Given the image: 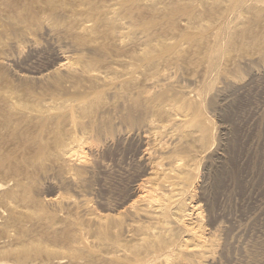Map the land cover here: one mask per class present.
I'll return each mask as SVG.
<instances>
[{
    "label": "rangeland",
    "instance_id": "1",
    "mask_svg": "<svg viewBox=\"0 0 264 264\" xmlns=\"http://www.w3.org/2000/svg\"><path fill=\"white\" fill-rule=\"evenodd\" d=\"M146 1L147 6L153 4L142 9L147 37L145 51L155 54L152 49L158 48L157 43L174 36L165 43L180 42V46H175H183L178 52L180 56L184 54V60L183 56L179 58L185 62L180 60L178 65L159 62L163 67L154 62L159 70L156 67L152 72L163 71L169 65L166 70L173 74L176 66L171 82L175 88L183 89L178 96L189 93L187 96L195 99L205 92L203 99L200 97L201 104L196 105L200 109L194 108L197 115L190 113L189 117L195 120L193 124L199 123L203 129L205 126L202 137L207 145L193 144V137L184 139L183 144L194 147L190 156L197 150L191 157L194 179L191 177L188 209L193 202L204 218L200 217V223L194 221L195 224L193 217L188 228L207 232L210 247H214L204 260L193 258L191 263L184 264H264V23L255 24L251 15L226 18L208 2L204 4L208 12L197 19L192 31L187 30L193 32V38L190 33L189 38L186 30L182 31L186 37L180 31V24L175 25L178 27L174 31L169 21L172 27L163 23L170 14L168 8L180 0ZM189 2L194 8H201V0L182 3ZM24 3L25 0H0V253L15 251L25 244L32 250L40 246L52 254L56 252L50 259H33L32 264H53L52 259L57 257H64V264H93L94 249L81 245L83 239L91 242L96 237L98 227L90 219L102 214L118 218L129 200L135 199L137 186L149 176L151 168L142 157L148 138L147 128H143L145 121L154 116L156 121H168L171 108L167 111L165 108L170 102L165 101V113H160L163 118L154 112L152 116L150 110L149 117L145 110L144 115L140 111L128 114L122 106L114 104L96 119L81 118L77 126L63 122L60 129L52 125L49 132L42 131L21 114L26 108L23 94L26 83L21 75L51 69L63 55L76 61L74 57L79 58L80 52L72 34L60 28L50 32L43 27L33 35L32 42H25L26 32L14 20V13ZM153 18L159 23L157 27L151 26L155 24ZM186 38L191 40H187L190 45L186 44ZM177 49L175 56L179 55L175 53ZM176 106L172 105V110ZM144 116L149 119L143 120ZM136 118L140 121L138 125L133 124ZM150 133L152 138L154 133ZM60 135L66 145L77 141L80 144L76 146L85 148L86 167L78 165L80 152L73 158L77 171L69 172L60 163L58 159L63 153L56 152ZM41 145L46 147V155L38 158ZM72 177L78 183L71 182ZM56 197L64 201L62 208L46 204L47 199ZM85 206L90 212L84 211ZM2 263L18 264L15 258Z\"/></svg>",
    "mask_w": 264,
    "mask_h": 264
},
{
    "label": "bare ground",
    "instance_id": "2",
    "mask_svg": "<svg viewBox=\"0 0 264 264\" xmlns=\"http://www.w3.org/2000/svg\"><path fill=\"white\" fill-rule=\"evenodd\" d=\"M183 1L185 0H180V3L173 2L168 8L171 10L166 16L167 20L163 21L165 25L169 21L173 28L180 24L181 32L186 30L185 32L188 33L187 30L196 25L197 19L203 17L202 14L206 11L204 4L208 2L226 18L251 15L254 23H260V25L264 23V0H201L199 5L201 8H194L191 2L182 3ZM146 4V0H25V3L14 13L16 26L26 32L25 42H32L33 35L43 27L50 32L60 28L72 34L80 52L79 58L74 57L76 61L72 56L63 55L57 58L60 62L55 63L51 69L48 68L44 72L30 76L21 75L26 83L23 86V94H26L24 101L26 108L24 107V112L21 114L37 124L42 131L49 132V127L52 125L60 129L63 122L77 126L81 118L96 119L101 114L109 112L114 104L122 106L128 114L140 112L143 114L142 110H145L147 115V111L150 110L151 114L159 113L160 116H157L159 118L162 117L161 112L165 113L163 112L166 107L165 101L170 102L165 108L166 111L169 107L171 108L169 109L171 112L168 111V121H165V117V122L156 121L155 116L145 121L143 128H147V131H144L148 133V138L145 137L146 149L142 157L148 165H151V168L149 176L137 186L135 199L132 202L129 200V204L127 203L128 205L124 206L119 214L117 213L118 218L110 217L109 214L105 217L102 214L90 219V222L98 227L96 237L91 242L83 239L81 245L91 246L94 249L93 264H184L194 260L193 258L203 257L202 260H204V256L209 255L212 247L207 235L205 236L207 232L204 234L200 228V231L188 228L191 227L188 224L193 217V222L200 223L202 220L200 217L203 218V216L200 214L201 211L197 212V206L195 205V209L193 202L192 204L189 202L191 206L188 209L187 202L190 199L193 178L191 163L192 160L194 161L191 157L197 150L195 149V153L190 156L194 147H190L187 143L183 144V140L187 137H193V144L198 143L203 146L207 143H204L202 137L206 132L205 126L203 129V125L199 123L193 124L195 120L190 118V113L197 115L195 114V109H198L196 105L200 97L203 99L202 94L205 96V92L197 94L195 99H190L187 96L189 93L178 96L183 89L175 88L171 82L176 66L173 74L166 70L169 65L163 71L152 72L158 65L163 67V62L176 65L182 60L179 58L181 53L178 51L183 46L179 47L180 42L175 43L179 46H175L174 42V45L165 43L173 39L174 36H172L173 38H168L169 40L164 42L166 45L162 41L157 43L158 48L161 47L159 54L156 52L158 51L156 45L154 47L157 49H152L155 54L145 51L144 43L147 37H144L145 22L142 9L152 6L153 3L149 6ZM159 14L158 12L155 15ZM154 19L156 18L152 19L153 23H155ZM156 24L151 26L154 27ZM170 27H167V30ZM169 32L171 33L172 30L170 29ZM189 33L190 36L193 35V32L189 31ZM184 35L186 37V33ZM176 38L178 40V37H175V40ZM181 39L183 41V38ZM187 40L189 39L186 38V44ZM133 42L134 46L131 45ZM175 47L179 48L175 51L180 53L177 54L178 56L173 54ZM148 52L152 54H147ZM181 56L184 60V54ZM154 62H157L156 64L162 62V64L156 65ZM213 64L216 66L215 62ZM156 69L159 70V67ZM148 101L150 104L146 107ZM151 101L154 102L151 103ZM171 104L177 106L172 110ZM148 117L141 118L149 119ZM138 122L140 121L137 119L133 124L138 125ZM150 132L154 133L152 138L149 137ZM207 135L205 133V136ZM57 140L59 142L56 152L63 153L58 160L68 167L69 172L77 171L78 165L86 167L83 165L87 162L83 155L85 148L82 145L76 146L80 142L72 141L66 145L62 135ZM45 150L44 145L39 147L38 158L46 155ZM78 152L81 155L77 161L79 164L76 165L73 158L75 155L78 156ZM162 153L165 155H157ZM71 182L78 183L73 177ZM46 204L50 207L62 208L65 203L56 197L47 199ZM84 211L90 212V209L85 206ZM175 228L181 231L178 232ZM9 239L14 240L12 237ZM53 254L56 256V252ZM53 254L40 246L32 250L30 246L24 244L15 251L0 253V264H5L2 262H6L9 258H15L18 264H32L33 259H50ZM52 260H54L53 264H64L65 258L57 257Z\"/></svg>",
    "mask_w": 264,
    "mask_h": 264
}]
</instances>
